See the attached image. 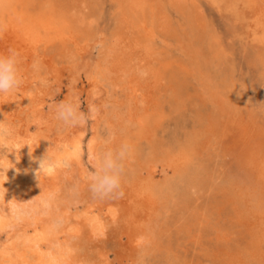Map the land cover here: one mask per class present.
Wrapping results in <instances>:
<instances>
[{
	"label": "bare ground",
	"instance_id": "obj_1",
	"mask_svg": "<svg viewBox=\"0 0 264 264\" xmlns=\"http://www.w3.org/2000/svg\"><path fill=\"white\" fill-rule=\"evenodd\" d=\"M89 2L0 0V54L15 50L19 54L20 73L25 75L16 94L0 96V124L10 129V135L0 138V148L7 149L0 156V264H140L142 253L161 244V237L170 230L169 226L165 227V213L170 207L179 217L188 212L191 202L205 192L206 183V190H213L210 184H214L224 200L232 204L238 230L251 235L245 245L232 244L233 227L213 224L222 241V249L213 254L216 264H264V158L258 156L259 150L253 148L252 142L264 141V126L233 79L214 78L210 69L212 60H226V54L222 53L213 27L201 16L199 8L180 6L179 10L191 31L201 37L205 32L208 35V40L192 46V51L184 50L188 65L200 81L202 101L209 105L207 113L199 116L204 123L201 133L191 143L187 141L188 144L178 148L170 144L155 145L158 148L143 161L137 158L131 168L123 171L122 197L104 200L93 197L86 180L90 154L109 148L115 150L114 142L125 128L140 126L149 133L162 120L152 113V106L150 109L157 81L148 40L153 36L145 29L149 34L142 44L129 30L130 18L126 16L118 23L117 34L113 43L107 45L103 58L94 64L93 50L88 52L86 60L85 51L80 52L82 62L75 70L74 85L71 83L73 93L63 98L78 102L80 109L84 102L87 111L90 105L101 110L98 100L103 93L124 84L122 89L127 91L128 99L121 106L127 107V112L120 113L123 118H119V125H112V119L108 118L100 121V112L85 127L63 132L65 129L58 128L59 122L48 107L55 96L40 84L33 95L34 61L49 68L58 81L62 76L56 64L43 57L41 47L52 40L50 36L71 15L77 26L88 21L83 10ZM118 2L122 10L139 19L142 28L146 27L142 24L145 11L161 8L160 1L156 5L144 4L145 0ZM163 19L161 24L166 21ZM103 44L101 39L92 47L98 50L97 57L103 53ZM141 72L146 75L142 76ZM61 86L60 83L57 88L61 90ZM20 117L23 122L16 124ZM102 122L105 132L101 130ZM109 134L114 138L105 143ZM232 153L239 156L243 165L253 166L256 183L227 171L221 158ZM45 157L49 171L39 176L40 162ZM163 162L170 169L180 171L176 177L159 182L158 169L167 170L161 167ZM74 187L78 191L71 194ZM53 194L55 200L49 211L45 203ZM218 208L217 202L211 208L198 210L199 222H207ZM167 249L176 255L172 245Z\"/></svg>",
	"mask_w": 264,
	"mask_h": 264
},
{
	"label": "rangeland",
	"instance_id": "obj_2",
	"mask_svg": "<svg viewBox=\"0 0 264 264\" xmlns=\"http://www.w3.org/2000/svg\"><path fill=\"white\" fill-rule=\"evenodd\" d=\"M159 1L160 10L154 11L149 8V11H145L142 24L146 27L142 28L139 19L129 14V11L122 10L118 0H90L83 10L88 21L77 26L73 20L74 16L71 15L67 22L60 24V30L50 36L52 40L41 47L43 57L52 60L62 72L61 80L58 81L50 74V69L44 65L39 73H34L36 79L31 88L33 95L35 96L36 88L40 84L50 95L55 96L51 101H62L67 94L73 93L71 83L74 85L75 70L82 62L80 52L85 51L83 59L86 60L88 52L93 50L94 64L99 58H103L106 48L114 41L118 23L122 22L125 16L130 18L129 30L132 29L133 34L142 44L149 34L146 30L151 32L153 37L148 40L154 55L151 56V61L157 71V81L153 89L150 109L152 106V113L162 120V123L149 133L140 126L132 127L131 130L125 128L123 133L125 135H120L113 145L114 149H118L123 143L131 146V154L125 161L124 170L131 168L137 162V158L143 161L151 151L162 144H170L178 148L187 141L191 143L194 137L197 139L196 135L201 133L204 126L199 116L207 113L209 105L202 101L200 81L197 73L188 65L189 58L184 54V50L192 51V46L203 44L205 39L208 40V35L205 32L207 36L201 37L191 31L187 19L179 10L180 6L192 10L199 8L201 16L209 22L210 27H213L221 43L222 53L226 54V60L220 58L212 60L210 69L214 78L218 81L233 79L257 114L258 121L264 126V0H145L144 4L156 5ZM192 4L193 6H190ZM159 14H162L161 17L165 16L164 19ZM162 19L164 21L166 19L163 24H161ZM201 27L204 29L203 25ZM101 39L104 40L103 53L97 57L98 50L92 47ZM41 80L44 83H40ZM60 83L61 90L57 88ZM123 86L124 84L117 86L110 92L106 89L107 93H103L101 100H98V106L101 107V110L98 107L99 113L101 112L100 121L108 118L112 119V125L120 124V119L123 118L120 113L127 112V107L121 106L128 99L127 91L122 89ZM86 88L88 86L85 85L84 90ZM49 89L55 92L52 94ZM78 89H82L80 85ZM81 109L87 111L84 102L81 104ZM23 117H20L16 124L23 122ZM58 126L64 128L60 124ZM64 129L63 132H66L70 128ZM101 130L106 131L105 122H102ZM262 140L252 141L253 148L259 150L260 158H264ZM6 150V147L0 148V156L6 153ZM221 160L231 174L241 178L246 176L249 183L258 181L252 170L253 166L243 165L237 154L232 153ZM163 163L161 167H167V172L158 169L156 180L159 182L176 177L180 171L179 168L170 169L165 162ZM194 164L196 165L197 162ZM204 177L206 178L205 175ZM206 186L207 183L204 185L205 192L202 196L192 201L190 210L184 212L181 217L177 216L174 208L170 207L164 215L165 227L169 226L170 230L161 237V244L142 253L140 264H216L213 254L222 249V241L219 240L217 230L213 227L215 223L224 227H233L232 240H230L232 244L239 242L243 245L247 244L251 235L242 234L238 230L232 204L224 200L214 184H210L213 190H206ZM217 202L219 208L214 215L201 224L198 210L211 208ZM169 245L175 248L176 255L167 252Z\"/></svg>",
	"mask_w": 264,
	"mask_h": 264
},
{
	"label": "clouds",
	"instance_id": "obj_3",
	"mask_svg": "<svg viewBox=\"0 0 264 264\" xmlns=\"http://www.w3.org/2000/svg\"><path fill=\"white\" fill-rule=\"evenodd\" d=\"M19 63V54L13 49H9L7 55L0 54V96H12L22 87L24 80L18 67ZM32 69L33 72L39 73L41 71L40 62L34 61ZM140 74L142 76L146 75L145 72ZM40 83H44V81L41 80ZM48 107L54 112L55 120L64 128L85 127L89 121L96 120L99 114V109L95 105H90L88 111L84 112L80 109L79 103L74 100L53 102ZM8 135H10L9 127L0 124V138ZM113 138L109 134L105 143H110ZM130 154L131 146L127 143L121 144L115 150L109 148L106 151L90 154V168L86 180L95 199H118L123 196L121 190L122 176L125 161L129 159ZM48 171L49 166L45 157L40 162L39 176L41 173L47 174ZM77 191L78 189L74 187L71 194H76ZM54 200L55 194L51 195L46 201V210L50 211L52 209Z\"/></svg>",
	"mask_w": 264,
	"mask_h": 264
}]
</instances>
